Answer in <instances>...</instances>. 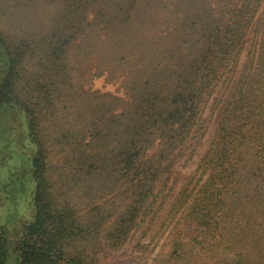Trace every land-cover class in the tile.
Wrapping results in <instances>:
<instances>
[{"label":"trees","instance_id":"1","mask_svg":"<svg viewBox=\"0 0 264 264\" xmlns=\"http://www.w3.org/2000/svg\"><path fill=\"white\" fill-rule=\"evenodd\" d=\"M140 1L61 0L41 36L0 31V264H96L103 243L118 250L164 204L163 163L213 117L205 178L168 209L173 233L221 264H264V0H202L199 12L173 16L148 58L132 57L127 98L93 103L86 132L69 133L75 144L62 145L67 132L55 139L60 152L45 138L71 49L89 30L105 40L130 27ZM53 152L71 174L68 192L50 179Z\"/></svg>","mask_w":264,"mask_h":264},{"label":"rangeland","instance_id":"2","mask_svg":"<svg viewBox=\"0 0 264 264\" xmlns=\"http://www.w3.org/2000/svg\"><path fill=\"white\" fill-rule=\"evenodd\" d=\"M187 1L190 2L188 6L184 4L185 0H165V4L155 0H141L130 27L112 28L111 34L115 36L110 34L104 40L101 31L86 32L79 45L81 48L71 49L65 61L69 77L67 83L55 96V105L45 109L42 122L50 147L60 152L63 146L75 144L77 140L74 137L80 138L79 133H85L88 129L86 116L92 111L93 103L106 104L108 100L112 101L113 96L127 98L126 84H130L132 57L144 59L147 55L148 58V54L163 42L162 34L167 28V21L191 9L199 12L205 2ZM5 3H8V7L0 11V31L18 39L41 36L61 12V0H10ZM109 38H114L111 43H108ZM140 52L143 54L139 55ZM121 55L126 57L124 61L119 59ZM110 101L105 107L117 106V102ZM203 116H209L208 109ZM216 127L213 117L199 141H188L163 163V173L160 181L155 183V189H162L164 204L155 216L145 218L118 250H111L103 243V250L96 254V264H174L170 262L173 256H180L178 264H221L214 252L188 250L189 247L178 244L181 236L173 233L174 221L168 216V209L179 192L190 191L194 185L196 187L203 182L205 176L201 174L198 164L214 137ZM63 132H67L68 137L63 140L60 148L54 142L55 139L61 140ZM69 133L75 136L70 137ZM61 154L50 153V179L53 184L57 183V191H62L59 186L66 183L64 190L68 192V178H71V174L63 165ZM61 173H65V177ZM4 211L0 210V216ZM23 215L22 221L27 220V213Z\"/></svg>","mask_w":264,"mask_h":264}]
</instances>
